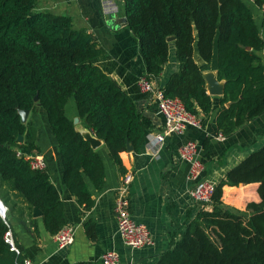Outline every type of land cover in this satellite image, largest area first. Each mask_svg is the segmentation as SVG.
I'll use <instances>...</instances> for the list:
<instances>
[{
	"label": "trees",
	"instance_id": "16d2710c",
	"mask_svg": "<svg viewBox=\"0 0 264 264\" xmlns=\"http://www.w3.org/2000/svg\"><path fill=\"white\" fill-rule=\"evenodd\" d=\"M41 1L0 0V200L8 208L6 220L0 216V264H23L5 241L18 206H9L10 196L24 205L22 215L39 208L49 234L66 224L48 171L34 170L24 155L18 156L41 154L38 130L31 121L22 122L20 111H45L64 185L85 211L94 205L90 184L102 190L106 172L98 150L66 115L69 100L74 98L79 118L106 145L122 173L121 154L128 144L140 153L153 128L136 102L94 63L104 53L94 36L75 29L68 15L39 11ZM253 2L264 5V0ZM124 11L146 78L161 77L174 44L179 70L160 89L166 97L180 99L195 116L209 115L214 102L195 55L208 66L216 56L218 80L224 82L219 103L229 104L217 119L220 133L229 137L264 115V64L257 54L264 50V39L243 0H124ZM250 184L259 185V203H249L246 211L223 203L224 187ZM212 206L199 211L156 264H264V145L216 185Z\"/></svg>",
	"mask_w": 264,
	"mask_h": 264
},
{
	"label": "crops",
	"instance_id": "0c3cea01",
	"mask_svg": "<svg viewBox=\"0 0 264 264\" xmlns=\"http://www.w3.org/2000/svg\"><path fill=\"white\" fill-rule=\"evenodd\" d=\"M252 10L256 24L264 39V13L253 0H243ZM41 12L68 15L73 19L74 28L86 30L97 40L104 53L94 63L136 102L142 113L148 117L153 128L148 132L140 153L121 154L125 173L110 158L109 150L102 142L97 149L106 172L105 185L90 189L93 207L85 211L76 198L66 189L63 167L55 138L49 128L46 133L38 131L37 144L45 155L52 183L57 187L64 205L65 226L75 229V241L70 247L60 249L56 235L49 234L42 216L34 217V212H25L20 200L10 196L9 206L16 203L10 216L11 231L16 247L20 250L22 263L32 264H77L92 262L101 264L104 253L114 251L120 256V264H156L158 257L167 251L172 241H178L186 226L198 215L201 208L191 199L188 182L189 166L180 161L179 149L187 142H196L199 157L205 171L204 178L218 185L229 171L239 165L251 153L264 145V115L248 123L233 135L223 136L218 128L219 114L229 104L221 106L219 98L212 96L213 110L209 115L199 114L201 128L189 126L183 135L165 136V143L157 156L149 154V137L163 134L165 118L160 112L157 99L143 93L139 79L146 75V68L139 53L138 41L125 23L124 0H42L38 5ZM170 49V60L155 84L161 89L171 75L179 70L174 44ZM264 64V50L257 52ZM195 60L204 73L217 74V58L206 65L196 54ZM223 85L222 82H220ZM72 103V101H70ZM70 102L66 105L71 104ZM70 119L85 133L94 136L92 130L79 118L78 111ZM53 135V133H52ZM47 138L45 146L40 142ZM132 175L128 200L132 219L145 225L152 234L153 245L131 251L123 245L118 232L116 199L117 190L124 176ZM258 184L226 186L223 189V203L233 211H246L249 203H259ZM89 222L87 228L85 224Z\"/></svg>",
	"mask_w": 264,
	"mask_h": 264
},
{
	"label": "built area",
	"instance_id": "2783aa9c",
	"mask_svg": "<svg viewBox=\"0 0 264 264\" xmlns=\"http://www.w3.org/2000/svg\"><path fill=\"white\" fill-rule=\"evenodd\" d=\"M264 13V5L261 8ZM138 86L143 93L154 96L158 101L160 112L165 118L163 134L149 137L147 151L149 154L157 156L165 143V136L183 135L189 126L201 128V123L197 116L189 113L183 102L178 98L166 97L160 88L145 76L139 79ZM29 161L34 170H44L47 167L46 157L43 154H21ZM180 161L189 166L188 182L191 184L189 195L191 199L201 208L212 209L216 185L204 178L205 167L199 157V147L196 142L190 141L184 144L178 152ZM132 175L124 176L121 186L117 190L116 213L118 232L123 245L131 251L140 250L153 245V237L149 229L135 222L129 213V188L132 182ZM8 208L0 200V216L6 220ZM56 240L60 249L70 247L75 241V229L71 226L63 227L57 234ZM5 241L10 245L11 250L20 255V250L16 247L14 236L9 229L5 235ZM24 264H32L26 260ZM101 264H120V256L114 252H106L101 257Z\"/></svg>",
	"mask_w": 264,
	"mask_h": 264
},
{
	"label": "water",
	"instance_id": "95a60500",
	"mask_svg": "<svg viewBox=\"0 0 264 264\" xmlns=\"http://www.w3.org/2000/svg\"><path fill=\"white\" fill-rule=\"evenodd\" d=\"M125 23L127 24V19H125ZM168 41L169 42H174L175 41V37H169L168 38ZM250 50V48H249ZM204 76H205V79H206V82H207V91L210 95L212 96H223L224 95V82L223 81H219L218 80V74L216 73H212V72H206L204 73ZM220 82L223 83V85L220 84ZM37 100V98H36ZM30 114V111L28 110H22L20 111V115L22 117V122L23 123H26L27 122V119H28V116ZM77 130L80 131L83 136L85 137L86 140H88L92 147L94 149H98L101 145H102V141L99 140L98 138H96L95 136H92L90 133H85L84 131L81 130L80 126L77 127ZM19 141L22 142L23 141V138L22 137H19ZM127 151L128 152H132L133 151V147L128 144V147H127ZM33 212H34V217H41L43 214H42V211L35 207L33 209Z\"/></svg>",
	"mask_w": 264,
	"mask_h": 264
},
{
	"label": "rangeland",
	"instance_id": "374dc122",
	"mask_svg": "<svg viewBox=\"0 0 264 264\" xmlns=\"http://www.w3.org/2000/svg\"><path fill=\"white\" fill-rule=\"evenodd\" d=\"M171 49H173V46H171ZM70 101H72V103ZM69 102L71 104H69L67 106V110L65 109V111H66V115L70 118L72 113L73 112L75 113L77 111V108H76V102H75L74 98H71L69 100ZM27 121H31L35 125L37 130L42 132V134L46 133L48 128L51 132V128H50L49 122L47 120L46 113L41 108H37L36 111H34L33 113H30ZM51 136H52V138H54V136L52 135V132H51ZM39 138H40L39 139L40 142L45 146L47 138L41 139V136H39Z\"/></svg>",
	"mask_w": 264,
	"mask_h": 264
}]
</instances>
